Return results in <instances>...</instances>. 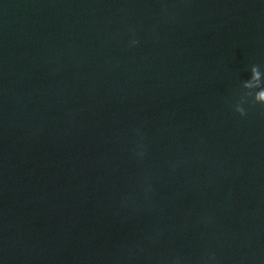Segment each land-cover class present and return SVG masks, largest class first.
I'll use <instances>...</instances> for the list:
<instances>
[{"label":"water","instance_id":"95a60500","mask_svg":"<svg viewBox=\"0 0 264 264\" xmlns=\"http://www.w3.org/2000/svg\"><path fill=\"white\" fill-rule=\"evenodd\" d=\"M254 64L264 0H0V264H264Z\"/></svg>","mask_w":264,"mask_h":264},{"label":"clouds","instance_id":"9594fccd","mask_svg":"<svg viewBox=\"0 0 264 264\" xmlns=\"http://www.w3.org/2000/svg\"><path fill=\"white\" fill-rule=\"evenodd\" d=\"M136 41H132L134 47ZM236 102L232 105V110L244 117L247 115V109L260 106L264 108V71L260 65H252L249 69V78L243 81L236 90ZM173 264H180L179 260L173 261Z\"/></svg>","mask_w":264,"mask_h":264}]
</instances>
